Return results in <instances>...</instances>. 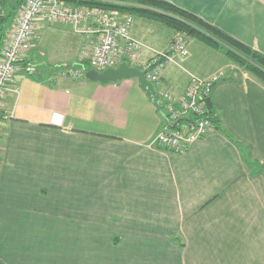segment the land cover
<instances>
[{"label": "crops", "instance_id": "0c3cea01", "mask_svg": "<svg viewBox=\"0 0 264 264\" xmlns=\"http://www.w3.org/2000/svg\"><path fill=\"white\" fill-rule=\"evenodd\" d=\"M167 1L264 55V0ZM15 19L0 17L3 43ZM37 27L0 113V260L264 264V82L190 40L156 87L182 93L191 74L225 76L212 92L218 124L178 153L150 144L164 116L137 78L59 75L86 66L93 38ZM146 42L143 66L169 43Z\"/></svg>", "mask_w": 264, "mask_h": 264}, {"label": "built area", "instance_id": "2783aa9c", "mask_svg": "<svg viewBox=\"0 0 264 264\" xmlns=\"http://www.w3.org/2000/svg\"><path fill=\"white\" fill-rule=\"evenodd\" d=\"M3 14L2 11L0 15ZM15 20L9 38L0 47V113L21 56L40 21L67 23L75 32L93 38L92 50L84 51V55L91 67L99 71L120 64L121 44L135 58L142 46L131 34L133 17L122 14L118 9L74 6L64 4L61 0H25ZM177 37L167 50H157L154 57L142 68L145 77L155 87L166 66L176 63L178 58L185 57L188 53L186 37ZM59 75L82 78L85 77V71L67 66L60 70ZM224 76L223 70L208 77L191 74L190 82L182 93L156 87L162 103L166 105V119L150 140V144L182 153L190 144L202 139L214 128L209 99L215 84Z\"/></svg>", "mask_w": 264, "mask_h": 264}, {"label": "trees", "instance_id": "16d2710c", "mask_svg": "<svg viewBox=\"0 0 264 264\" xmlns=\"http://www.w3.org/2000/svg\"><path fill=\"white\" fill-rule=\"evenodd\" d=\"M73 5H102L118 9L120 12H138L140 15L148 16L160 20L175 30L187 31L201 41L213 45L214 47L225 49L226 55L247 69L252 75L264 82V55L234 37L226 34L220 28L206 22L201 17L169 2L167 0H63ZM25 0H0L3 7V20H14L18 14L19 8ZM1 11V12H2ZM0 12V13H1ZM3 39L0 36V47L3 45ZM124 60V59H123ZM126 60V59H125ZM92 68L87 62L83 70ZM164 119L165 107L164 103ZM209 106L212 113L214 127L218 124V119L213 115L212 97L209 99Z\"/></svg>", "mask_w": 264, "mask_h": 264}, {"label": "rangeland", "instance_id": "374dc122", "mask_svg": "<svg viewBox=\"0 0 264 264\" xmlns=\"http://www.w3.org/2000/svg\"><path fill=\"white\" fill-rule=\"evenodd\" d=\"M61 1L64 2L63 0H61ZM66 3L73 5L70 2H64V4H66ZM74 6H88V7L101 6V7L105 8V9H107V8L116 9V8H112V7H105V6H102V5H79V4H74ZM121 13L122 14H129L130 16L133 17V24H134V30L133 31H134V33H132V30H131V34H132V36L135 39L139 40L142 43V46L137 51V55H136V58H135V57L131 56L130 53L128 54L125 45L121 44V49H120L119 56L122 59L121 61H123V59L124 60L126 59V60L129 61V63L131 65H133V66L137 65L136 67H138L140 69L143 68V65L137 64L138 63V59H139L138 56H139V52H140V50L142 48L148 47L146 39L153 40L154 43H156V45L165 44V42L166 43L169 42L168 45H166L165 47L163 46L164 48L161 49V50H167L171 46L173 41H175V39L178 38L177 36L182 35V36L186 37V39H187V44H188V53H187V55L189 54V43H190V40L194 39V40H197V41H201L199 38L194 37L195 35L193 36L192 34H188L187 31L185 32V31H182V30H175V29L171 28L170 26H168L167 24H165L164 22H162L160 20L153 19V18H150L148 16H144V15L142 16L138 12H129V11H125L124 12V11H122ZM132 28H133V26H132ZM135 30L137 32H135ZM138 35H140L141 37L138 36ZM201 42H203V41H201ZM203 43L209 45L212 50L218 52L219 54L226 55L225 49L223 47L220 46V48H218V47H214L213 45H210L208 43H205V42H203ZM134 50H135V48H134ZM154 50H155V52H154L153 56H151V58H149V60L147 62H149L154 57V55H155V53H156V51L158 49H154ZM158 51H160V49ZM187 55H185V56H187ZM231 61H233V60H231ZM87 62H88V60H87ZM178 62L179 61H177L176 63L178 64ZM233 63H235V62L233 61ZM235 64L238 65L239 67H241L242 69L247 70V69L243 68L242 66H240L239 64H237V63H235ZM144 66H145V64H144ZM55 246H57V245H55Z\"/></svg>", "mask_w": 264, "mask_h": 264}, {"label": "water", "instance_id": "95a60500", "mask_svg": "<svg viewBox=\"0 0 264 264\" xmlns=\"http://www.w3.org/2000/svg\"><path fill=\"white\" fill-rule=\"evenodd\" d=\"M86 78L99 81L101 83L117 82L125 78L135 77L138 79L141 88L147 93L156 105L158 110L164 114V108L162 100L160 99L157 89L153 82L149 81L145 77V71L133 66L128 60H123L117 67L106 68L105 70L99 71L95 68H90L85 72ZM0 264H4L0 260Z\"/></svg>", "mask_w": 264, "mask_h": 264}]
</instances>
